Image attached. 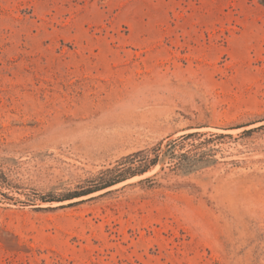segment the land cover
I'll list each match as a JSON object with an SVG mask.
<instances>
[{
  "label": "rangeland",
  "instance_id": "374dc122",
  "mask_svg": "<svg viewBox=\"0 0 264 264\" xmlns=\"http://www.w3.org/2000/svg\"><path fill=\"white\" fill-rule=\"evenodd\" d=\"M0 264H264V0H0Z\"/></svg>",
  "mask_w": 264,
  "mask_h": 264
},
{
  "label": "trees",
  "instance_id": "16d2710c",
  "mask_svg": "<svg viewBox=\"0 0 264 264\" xmlns=\"http://www.w3.org/2000/svg\"><path fill=\"white\" fill-rule=\"evenodd\" d=\"M150 153L151 152L140 151L125 157L123 161L117 165V167L106 170L102 173V175L106 177L101 179V183L99 185L89 188L81 193L70 195L65 200H73L89 196L113 187L128 179L145 174L151 167L155 166L158 161V156L155 153H152L154 157L151 158ZM122 163H127L128 165L120 170L119 165H122Z\"/></svg>",
  "mask_w": 264,
  "mask_h": 264
}]
</instances>
